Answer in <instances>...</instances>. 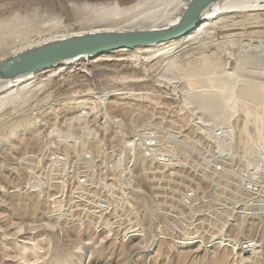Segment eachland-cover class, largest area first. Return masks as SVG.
Masks as SVG:
<instances>
[{
    "label": "rangeland",
    "instance_id": "1",
    "mask_svg": "<svg viewBox=\"0 0 264 264\" xmlns=\"http://www.w3.org/2000/svg\"><path fill=\"white\" fill-rule=\"evenodd\" d=\"M34 1L40 13L44 10L40 6L57 1H117L126 7L137 0ZM50 12L40 13L48 15L46 30L39 28L40 33L34 32V37L74 29L75 20L67 22L64 13L54 8ZM15 13H23L16 0H0V18ZM19 41L15 39L16 44ZM14 45L0 49V57ZM255 45L251 47L258 51L242 52L239 75L264 82V50ZM7 55L5 58L13 56ZM96 58L69 68L62 78L50 83L46 96H36L32 112L26 111L15 121L8 118L12 122L7 120L0 127V264H264V225L258 226L259 216L244 219L247 229L228 228L226 238L232 243L215 244L194 243L183 236L173 241L166 239L165 225L164 229L134 230L120 213L106 214L104 226L97 224L91 196L94 190L88 191L79 181L92 163L87 164L85 157L112 158V164L119 156L127 160L126 148L125 152L119 150L122 138L132 135L127 129L117 133L102 127L106 117L103 109L126 126L133 109H167L169 121L179 123L181 130L201 140L199 129L192 127L206 126L198 122L199 113L192 111L193 105L185 103L184 84L166 87L158 81L159 74L152 81L136 83L133 79L140 76L141 68L122 66L116 61L96 62ZM221 70L218 67L216 72ZM229 70L232 73L235 68ZM235 103L236 112L229 124L236 131V148L246 153L240 143L242 99ZM214 123L211 120L206 124ZM204 153L210 156L207 148ZM123 166L127 170L128 163L123 162ZM138 233L143 234L139 237ZM258 234L262 241H256ZM151 236L154 238L149 241ZM146 238L149 242H144ZM252 239L257 243L256 250L245 258L241 255L242 242Z\"/></svg>",
    "mask_w": 264,
    "mask_h": 264
},
{
    "label": "bare ground",
    "instance_id": "2",
    "mask_svg": "<svg viewBox=\"0 0 264 264\" xmlns=\"http://www.w3.org/2000/svg\"><path fill=\"white\" fill-rule=\"evenodd\" d=\"M16 1L23 13L0 18V49L10 44L14 45L16 38L21 40L7 53L11 55L89 33L169 29L178 22L190 4L189 0H137L126 7H121L117 1H57L54 5L40 6L44 9L41 12L45 11L48 14L47 12L51 13L53 8L62 11L67 22L76 21L73 24L74 29L50 32L47 37L42 38V35L34 37L36 35L34 32L40 33L38 30L41 27L46 30L44 22L48 15L39 13V8H35L37 2L34 0ZM199 20V25L181 39L149 48L119 49L113 51L115 54L111 57L102 55L94 61H116L122 66L130 64L133 69L141 68L140 76L133 79L136 83L152 81L159 74L158 81L166 87L176 88L184 84L185 103L193 105L192 111L199 113L198 122L205 125L206 127H203L205 129L215 125H230L229 121L236 112L235 101L242 99L240 112L244 118L240 129V138L242 137L240 143L244 145L246 154L254 156L255 150L264 145V82L242 77L239 71L242 70V52L245 54L251 52L249 49L255 44L264 50V0H214L203 9ZM48 30L53 31L52 28ZM7 54L1 56L0 61L8 56ZM90 58L93 56L82 55L60 61L45 71L18 76L0 72V127L10 118L15 121L26 111L32 112L36 96H46L52 81L59 80L69 68L89 61ZM218 67L222 70L216 72ZM229 67L235 68V71L230 73ZM100 97L104 101V97ZM85 107L83 106V109ZM103 113L106 116L102 120L104 128L113 129L117 133L127 129L132 134L131 138H123L126 143V157H131L127 170L123 168L124 156L117 157L113 164L122 199L133 214H139L140 228L164 229L162 222L164 214L161 212L159 201L156 200L154 191H147L143 180V152L138 150L136 132H132L130 122L126 126L120 119L112 117L107 110L103 109ZM148 113L165 115L163 110ZM85 115L87 118L88 114ZM132 115H138L137 108L133 109ZM211 120L215 122L214 125L206 124ZM187 137L195 140V144L203 141L191 134H187ZM206 148L210 151L209 144H202V156H208L204 153ZM184 169L185 162H173V170ZM140 196H143V201L140 200ZM111 212L116 215V208H109L108 214ZM119 213L125 214V207H117V214ZM254 216H258V213H246L244 219ZM94 218L102 219V212L94 211ZM212 220L214 213H197V223ZM234 226L236 224L225 223L224 230L210 235L209 240L206 236H198V231H189L183 237L201 244L231 242L232 240L226 238L228 234L226 230ZM142 234L138 233V236ZM148 238L144 242H149L154 236H151L149 241ZM242 244L244 247L241 255L245 258L251 257L256 250L255 240H244ZM251 244L252 249L245 251L246 246Z\"/></svg>",
    "mask_w": 264,
    "mask_h": 264
},
{
    "label": "built area",
    "instance_id": "3",
    "mask_svg": "<svg viewBox=\"0 0 264 264\" xmlns=\"http://www.w3.org/2000/svg\"><path fill=\"white\" fill-rule=\"evenodd\" d=\"M128 121L132 132L137 134L138 150L143 152L146 189L154 191L164 214L166 239L173 241L189 231H198V236L209 240L210 235L224 230L225 223L247 229L246 213H258V226L264 225V145L249 156L236 148V131L230 125L205 129L197 124L192 129L200 130L202 144H209L210 148V156H202V144L187 137V131H181L179 123L169 121L167 109L165 115H155L138 108V115L130 114ZM125 145L122 138L119 151L125 152ZM85 160L92 163L79 181L88 191L94 190L91 196L95 211L102 212L97 224H103L109 208H116L118 215L117 207H125V214L121 215L128 218V227L140 228L139 214H133L121 197L112 158L97 160L86 155ZM128 161L130 156L123 160ZM173 162H185V169L173 170ZM140 200L143 201V196ZM198 212L214 213V220L197 223ZM256 241H262L260 234L256 235ZM252 244L245 251L252 249Z\"/></svg>",
    "mask_w": 264,
    "mask_h": 264
},
{
    "label": "water",
    "instance_id": "4",
    "mask_svg": "<svg viewBox=\"0 0 264 264\" xmlns=\"http://www.w3.org/2000/svg\"><path fill=\"white\" fill-rule=\"evenodd\" d=\"M213 1L191 0L182 17L169 29L89 33L30 48L1 60L0 72L9 76L35 73L82 55L98 57L123 48H149L178 40L199 25L201 12Z\"/></svg>",
    "mask_w": 264,
    "mask_h": 264
}]
</instances>
